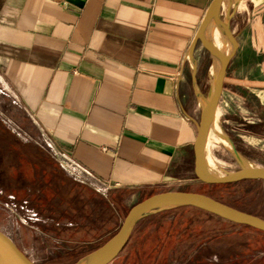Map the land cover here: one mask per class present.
Wrapping results in <instances>:
<instances>
[{"label": "crops", "instance_id": "1", "mask_svg": "<svg viewBox=\"0 0 264 264\" xmlns=\"http://www.w3.org/2000/svg\"><path fill=\"white\" fill-rule=\"evenodd\" d=\"M210 2L0 0V109L108 193L188 191Z\"/></svg>", "mask_w": 264, "mask_h": 264}, {"label": "rangeland", "instance_id": "2", "mask_svg": "<svg viewBox=\"0 0 264 264\" xmlns=\"http://www.w3.org/2000/svg\"><path fill=\"white\" fill-rule=\"evenodd\" d=\"M228 3L223 7L233 3L236 47L217 101V123L238 156L209 137L210 165L219 175L239 169L238 157L264 167V0ZM211 77L201 83L205 94ZM33 142L0 109V231L35 263H74L115 233L130 206L151 195L108 193L73 162ZM182 188L264 220V181L197 179ZM107 264H264V233L190 206L162 209L141 217Z\"/></svg>", "mask_w": 264, "mask_h": 264}, {"label": "water", "instance_id": "3", "mask_svg": "<svg viewBox=\"0 0 264 264\" xmlns=\"http://www.w3.org/2000/svg\"><path fill=\"white\" fill-rule=\"evenodd\" d=\"M222 0H211L195 34V40L209 56L219 60V67L212 75L204 103L201 104L196 134L193 141V173L195 177L207 184H228L242 180L264 181V167H240L239 169L220 176L209 175L203 167V145L207 127L213 117L221 92L225 70L234 53L236 43L229 30L227 17H219ZM214 19L223 28L232 48L227 55L221 53L209 40L204 38L203 31L210 19ZM234 155L238 156L232 148ZM179 206H190L214 214L236 224H242L264 232V220L247 212L241 211L210 196L198 192L166 190L153 193L136 202L126 212L118 229L101 246L80 257L72 264H107L124 246L136 222L146 214ZM0 264H38L28 259L15 243L0 231Z\"/></svg>", "mask_w": 264, "mask_h": 264}, {"label": "bare ground", "instance_id": "4", "mask_svg": "<svg viewBox=\"0 0 264 264\" xmlns=\"http://www.w3.org/2000/svg\"><path fill=\"white\" fill-rule=\"evenodd\" d=\"M229 3H230V1H229ZM233 3H232V5H233ZM226 5H227V3H226ZM240 7H241L240 2H238L236 4V8H240ZM203 35H204L205 39L209 40L224 55H227L230 52V50L232 48L231 42L227 38V36H226L223 28L221 27V25H219V23L214 21V19L211 18L208 21V23L206 24V26L204 28ZM210 58H211V65H212L211 75H214V73L217 71L220 63L216 57L210 56ZM205 98L206 97H200L199 96V100L201 101V104L204 103ZM217 115H218V110H217V105H216L213 117H212V119H211V121L207 127L204 145H203V167H204L205 171L211 176H220V175L215 173V171H213V169L211 168V165H210L211 159L208 156V152H207L208 138L212 137L214 142L219 141L220 143H222L223 145H225L228 149H230L232 151V147H231L230 143L222 135L221 129L219 128L220 125L218 127ZM238 161L241 164V167H253L254 166L253 163H251L253 165L252 166V165L247 163L248 161L246 162L240 157H238Z\"/></svg>", "mask_w": 264, "mask_h": 264}, {"label": "trees", "instance_id": "5", "mask_svg": "<svg viewBox=\"0 0 264 264\" xmlns=\"http://www.w3.org/2000/svg\"><path fill=\"white\" fill-rule=\"evenodd\" d=\"M7 154H8V152H7ZM9 154H11V153H9ZM2 159H3V158H2ZM10 159H11V157H10ZM1 164H2V167L4 168L5 165H3V161L1 162ZM193 208H194V207H193ZM198 210H200V211H202V212H204V213H206V214H208V215H211V216H213V217H215V218H217V219H219V220H221V221H226V222H229V223L234 224V225H239V226H244V227L251 228V227L246 226V225L236 224V223L230 222V221H228V220L222 219V218H220V217H218V216H216V215H214V214H211V213H209V212L203 211V210H201V209H198ZM251 229L256 230V229H254V228H251ZM256 231H258V232H262V231H259V230H256ZM263 233H264V232H263Z\"/></svg>", "mask_w": 264, "mask_h": 264}]
</instances>
